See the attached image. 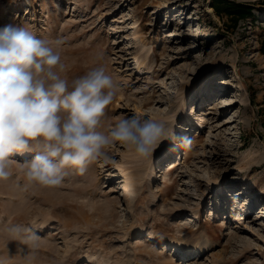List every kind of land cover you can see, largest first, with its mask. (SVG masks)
I'll return each instance as SVG.
<instances>
[{"label":"rangeland","instance_id":"374dc122","mask_svg":"<svg viewBox=\"0 0 264 264\" xmlns=\"http://www.w3.org/2000/svg\"><path fill=\"white\" fill-rule=\"evenodd\" d=\"M229 1L253 5V16L233 27L215 0H0V27L63 41L53 47L69 82L103 65L119 85L100 131L139 114L191 140H165L149 158L116 143L109 161L54 188L25 186L35 152L12 156L0 181L6 264H26L27 246L3 231L16 224L39 225L32 264H185L198 254L175 241L208 246L194 264H264V232L245 228L264 217V0ZM234 233L259 242L242 252Z\"/></svg>","mask_w":264,"mask_h":264},{"label":"clouds","instance_id":"9594fccd","mask_svg":"<svg viewBox=\"0 0 264 264\" xmlns=\"http://www.w3.org/2000/svg\"><path fill=\"white\" fill-rule=\"evenodd\" d=\"M56 49L63 43L37 38L25 27H0V181L12 176V156L35 152L23 164L25 186H60L70 172L83 175L89 165L109 161L107 151L119 143L149 158L165 140L175 137L168 122L139 114L118 119L100 131L106 108L119 85L101 65L69 82L66 65ZM39 225H7L3 231L27 246L26 264L39 248ZM22 251H24L22 249ZM0 264H6L0 258Z\"/></svg>","mask_w":264,"mask_h":264},{"label":"bare ground","instance_id":"6f19581e","mask_svg":"<svg viewBox=\"0 0 264 264\" xmlns=\"http://www.w3.org/2000/svg\"><path fill=\"white\" fill-rule=\"evenodd\" d=\"M224 91L225 90H223L222 95H224V93H225ZM217 99L219 100L220 97ZM226 105H228V104H226ZM29 154H30L29 152H25L23 154H18V155L20 157H27V156H29ZM152 168H153V165H150V169H152ZM202 183L203 182H201L200 184H202ZM218 192H224V188H222L221 185H219L218 191H216V193H218ZM177 216H182V214L178 213ZM189 219L190 218H188L187 221ZM247 219H249V224L246 225L245 228L250 230V233H252V235H254V236L256 235V236L260 237V235H262V233L264 232V217L258 218L256 220L251 216V217H248ZM229 240L234 246H236L238 248L240 247L242 252H247V253L249 252V250L253 249L254 245L257 242H259L257 237L254 239H250V238L242 236L238 233L231 234ZM157 241L154 240L153 243H157ZM161 244L162 245L167 244L169 247L170 240H167L166 242H162ZM171 244L173 245V247H176L179 250H183L187 256H190L192 253H195V252H198L197 255H199V254L206 253L207 251H209L208 246L202 245L200 243L197 245L191 246V247H187V245L182 243L181 241H175L174 243L171 242ZM177 249L175 250L176 254H178ZM197 255H195L194 258H189L188 260L184 261L183 263L188 264V262H189L190 264H194V260L196 259ZM179 256H181V255H179ZM99 260H100V257H97L95 254L88 256V262L89 263H93L96 261L98 262ZM157 262L158 263H164V261H157Z\"/></svg>","mask_w":264,"mask_h":264},{"label":"trees","instance_id":"16d2710c","mask_svg":"<svg viewBox=\"0 0 264 264\" xmlns=\"http://www.w3.org/2000/svg\"><path fill=\"white\" fill-rule=\"evenodd\" d=\"M215 8L217 14H219L221 17H223L224 14L230 17L233 27H235L241 19L253 16L254 10L253 5L251 4L235 3L229 0H215Z\"/></svg>","mask_w":264,"mask_h":264}]
</instances>
